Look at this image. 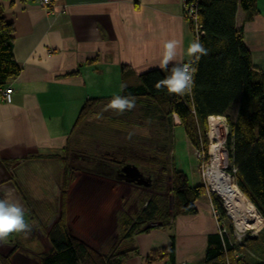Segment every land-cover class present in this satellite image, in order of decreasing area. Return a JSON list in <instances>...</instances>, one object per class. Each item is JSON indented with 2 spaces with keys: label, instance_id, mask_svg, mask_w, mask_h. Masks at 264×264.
I'll return each mask as SVG.
<instances>
[{
  "label": "crops",
  "instance_id": "1",
  "mask_svg": "<svg viewBox=\"0 0 264 264\" xmlns=\"http://www.w3.org/2000/svg\"><path fill=\"white\" fill-rule=\"evenodd\" d=\"M41 1L0 0L14 26L13 55L21 67L1 87L12 89V100L0 101V199L19 204L31 226L0 243V264L6 256L11 264L15 257L32 262V245H40L41 238L50 248L47 234L59 218L63 174L53 155L67 145L84 101L118 95L123 75L160 68L166 41H178L176 62L187 61L186 50L195 38L187 29L182 0ZM236 26L253 66L263 69L264 0H257L250 19L238 8ZM193 177L199 181L195 173ZM196 208V214L178 216L166 230L135 235L137 252L124 264H166V259L146 258L151 250L169 245L172 236L176 264L200 262L207 237L218 226L211 202L202 197Z\"/></svg>",
  "mask_w": 264,
  "mask_h": 264
},
{
  "label": "trees",
  "instance_id": "2",
  "mask_svg": "<svg viewBox=\"0 0 264 264\" xmlns=\"http://www.w3.org/2000/svg\"><path fill=\"white\" fill-rule=\"evenodd\" d=\"M194 4L193 12L197 25L196 39L204 44L209 54L200 59L195 77L194 95L177 97L166 90H156L154 84L164 79L171 71L152 69L139 75H123L126 85L118 95L134 97L140 110V124L153 129L156 144L153 148L139 150L122 147L108 153L105 159H96L73 153L66 145L55 154L62 165L60 214L57 222L47 234L50 248L40 257L39 264H124L137 249L133 237L155 228H170L178 216L197 213L196 201L205 194L200 181L191 183L185 171L179 167L174 155H168L174 144L175 118L184 130L190 144L204 157L207 154V118L224 116L229 128L226 136L228 170L235 169V183L239 190L256 207L263 220L258 236L251 238L247 255L237 253L233 226L225 209L216 196L211 203L219 212L218 220L226 219L225 227L208 235L204 258L196 264H264V69L252 64V55L244 43L242 29L236 26V13L241 8L246 19L257 11V0H189ZM193 24V23H191ZM189 23L190 30L192 26ZM14 26L3 14L0 6V87L19 74L21 67L13 55ZM122 71H124L122 69ZM114 96L89 97L82 104L71 133L81 123H86L102 103L110 102ZM101 107V106H100ZM141 147V146H140ZM148 149V150H147ZM151 149V150H150ZM135 155V157H134ZM77 157V158H75ZM85 158V161L79 160ZM90 159L87 164L86 160ZM96 164L113 166L119 170L125 164H133L150 178V188L156 194H143L139 200L141 209L130 219L121 217V237L118 244L127 245L122 251L111 255H100L84 241L73 236L66 222V190L73 181L77 168L91 171ZM160 167V168H159ZM160 170V172H159ZM168 174L173 212L169 213L167 200L161 195L162 175ZM220 221V222H221ZM148 223H159L147 226ZM255 236V235H254ZM249 234L244 235L238 245L245 244ZM232 239V241H231ZM233 239H235L233 241ZM169 245L151 250L146 260L154 262L166 259V264L175 263V239ZM3 264H11L9 256L2 258Z\"/></svg>",
  "mask_w": 264,
  "mask_h": 264
},
{
  "label": "rangeland",
  "instance_id": "3",
  "mask_svg": "<svg viewBox=\"0 0 264 264\" xmlns=\"http://www.w3.org/2000/svg\"><path fill=\"white\" fill-rule=\"evenodd\" d=\"M189 2V0H182L183 15L188 30H190L189 23H193L191 24L193 26L190 31L193 36H195L194 40H196V22H193L189 14L186 13L188 8H194V4L191 3L190 5ZM169 66L173 65L170 64ZM108 103L109 102L100 104L101 107L99 106L94 113L89 115L86 123L79 124L73 132L70 133L67 143L71 151L69 152L70 159L73 157V153L91 156L96 159H105V157H109L108 153L117 151L125 146L138 149L136 150V155H139L141 154L139 150L143 151V148L149 149L155 146L156 141L154 139L155 135L152 132L153 129L146 125L141 126L140 124V120L137 116L140 110L138 104L130 111L117 114L113 110H104ZM98 114L100 118H97ZM174 123V144L173 148L169 150L168 155H174L177 165L185 171L190 180L193 179V181H197V177H193L195 173L199 176L200 181L199 166L201 159L198 155L200 152L190 146L184 135L183 128L181 125H177L178 119L175 118ZM142 156L143 154H141V157ZM88 161L90 162V159ZM223 163V166H228L230 164L226 146ZM42 174L46 175L47 172L43 171ZM73 174L77 175V177L72 181L70 184L71 186L69 185V189L66 190L67 207L65 215L69 231L73 236L75 235L87 245L91 246V248L97 250V253L100 255L106 256L122 251L127 245H124V243L122 245L118 244V240L122 234L119 228L121 217L124 218L128 216L133 221L142 207V205L138 203L143 197V194L153 195L156 194L158 190L143 185L127 183L116 179L112 175L97 174L93 171L79 168L75 169ZM169 181L170 178L167 173L162 175L163 190L161 191V195L167 200L169 213H172L173 199L168 185ZM229 181L231 183L230 185L236 187L240 194H242L237 185L235 186V183H233L231 176ZM44 185H48L47 180L44 181ZM51 191L52 192H48V194L53 195V189H51ZM203 197L211 202L207 194ZM244 198L250 202L246 196ZM49 200L52 202L51 198H49ZM254 208L256 207L254 206ZM216 210V208L212 207V213L215 212L217 216H219V212ZM25 220L28 219L25 218ZM227 220H229L231 224L233 223L229 217H227ZM227 220H218L217 226L221 224L227 227L229 223ZM242 220L246 221V219ZM158 224L159 223H148L147 226H156ZM262 227L263 220L261 217L255 223V229L257 230L256 235L254 234L255 236H251L248 232L249 238H246L245 244L238 245L237 242L239 241L233 239V241H236L234 245L236 244L235 248H237V253H243L244 255L248 254L250 245L252 244L251 238L258 236ZM166 229L167 228H161V230ZM42 232L44 233L43 229ZM232 236H235L233 230H231V238H233ZM237 238L238 236L236 235V239ZM45 239L46 238H41V244L38 246L33 243L32 254H29L32 257V262L25 258L15 259V257L13 264H39L40 257L47 253L49 248L48 246L46 247Z\"/></svg>",
  "mask_w": 264,
  "mask_h": 264
},
{
  "label": "clouds",
  "instance_id": "4",
  "mask_svg": "<svg viewBox=\"0 0 264 264\" xmlns=\"http://www.w3.org/2000/svg\"><path fill=\"white\" fill-rule=\"evenodd\" d=\"M178 41L169 40L163 44L162 61L159 64L161 70H167L172 64L170 73L154 84L156 90H166L168 95L177 97L193 96L195 77L198 72L200 59L209 54V50L197 38L192 41L186 54L189 59L186 62H176ZM126 85L122 86V89ZM136 106L134 97L116 95L106 105L105 111L113 110L117 114H123ZM97 118H100L98 114ZM211 201V198H210ZM213 207V206H212ZM31 226L25 220L24 209L7 199H0V243H7L8 238L14 233H27Z\"/></svg>",
  "mask_w": 264,
  "mask_h": 264
},
{
  "label": "built area",
  "instance_id": "5",
  "mask_svg": "<svg viewBox=\"0 0 264 264\" xmlns=\"http://www.w3.org/2000/svg\"><path fill=\"white\" fill-rule=\"evenodd\" d=\"M50 2V0H42V5H47ZM189 11V12H188ZM188 11L186 10V13L189 14L190 19L194 22L195 21V14L193 12L192 8H188ZM264 69V68H263ZM11 93L12 89L10 87H7L5 89L0 87V101L3 102H11ZM207 131L206 136L208 139V149L207 154L204 155L198 153L201 163H200V179L202 184L204 185L206 194L211 198V196H216L220 202L223 208L225 209V213L227 217H229L232 220L233 225V231L234 235L238 236L237 240L240 242L241 238L250 233L251 236L254 234L256 235L257 230L255 229V223L261 218L258 210L254 208L255 213L254 217H250L249 219H246V221L241 219L240 215H236L235 212L230 208V206L227 204V199L221 192V188L218 186V183L216 181V175L218 171H221L223 174L227 176L229 179L230 176L232 177L233 183H235V177L234 172L235 169L230 172L228 170V166H223L224 161V150H225V141L226 136L228 134V125L227 121L224 117L218 116V115H211L207 118ZM217 162V165H216ZM230 182V181H229ZM230 184V183H229ZM236 186V183H235ZM243 195V194H241ZM245 197V196H244ZM218 212V210H216ZM214 217L218 221L217 213L213 212ZM223 225L218 224V229H220ZM247 232V233H246Z\"/></svg>",
  "mask_w": 264,
  "mask_h": 264
},
{
  "label": "bare ground",
  "instance_id": "6",
  "mask_svg": "<svg viewBox=\"0 0 264 264\" xmlns=\"http://www.w3.org/2000/svg\"><path fill=\"white\" fill-rule=\"evenodd\" d=\"M217 165V162H216ZM216 181L221 188V192L227 199V204L235 212L236 215L242 216L241 219H249L254 217L255 210L250 202H248L236 187L231 186L229 179L221 171L217 172ZM230 183V184H229Z\"/></svg>",
  "mask_w": 264,
  "mask_h": 264
},
{
  "label": "water",
  "instance_id": "7",
  "mask_svg": "<svg viewBox=\"0 0 264 264\" xmlns=\"http://www.w3.org/2000/svg\"><path fill=\"white\" fill-rule=\"evenodd\" d=\"M97 174L114 176L118 180H122L127 183L150 186V178L145 176L139 169L133 164H125L119 170L115 168H108L105 164H97L94 170H91Z\"/></svg>",
  "mask_w": 264,
  "mask_h": 264
},
{
  "label": "flooded vegetation",
  "instance_id": "8",
  "mask_svg": "<svg viewBox=\"0 0 264 264\" xmlns=\"http://www.w3.org/2000/svg\"><path fill=\"white\" fill-rule=\"evenodd\" d=\"M75 158H77V157H75ZM79 160L85 161V158L83 157V158H80ZM86 161H87V164H89L91 162V161L89 162L88 159ZM95 166H97V164ZM112 167L113 166H109V168H112ZM92 170H94V168H92Z\"/></svg>",
  "mask_w": 264,
  "mask_h": 264
}]
</instances>
